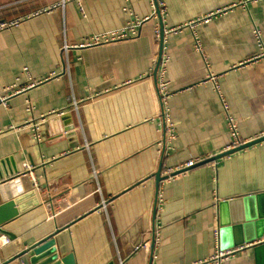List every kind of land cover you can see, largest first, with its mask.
Wrapping results in <instances>:
<instances>
[{
    "label": "crops",
    "instance_id": "crops-1",
    "mask_svg": "<svg viewBox=\"0 0 264 264\" xmlns=\"http://www.w3.org/2000/svg\"><path fill=\"white\" fill-rule=\"evenodd\" d=\"M63 1L0 0V264H264V0Z\"/></svg>",
    "mask_w": 264,
    "mask_h": 264
},
{
    "label": "built area",
    "instance_id": "built-area-1",
    "mask_svg": "<svg viewBox=\"0 0 264 264\" xmlns=\"http://www.w3.org/2000/svg\"><path fill=\"white\" fill-rule=\"evenodd\" d=\"M65 1L75 3L78 6V10H79L80 14H83V10L81 8V1L82 0H64L63 3ZM155 3H156V6L158 8L159 4H158L157 0L155 1ZM243 3H245V2H243ZM41 12L45 13V12H48V10H43ZM223 13H225V10L218 11L215 14L220 15ZM206 20L207 19L198 20L196 23L201 22V21H206ZM17 24H18V21L10 22L9 24H2L0 26V29L6 28V27H11V26H16ZM192 25H194V24H192ZM128 29L131 33H133V28L131 26H129ZM179 29L180 28L172 29V30H169L166 32L164 31L163 34L166 35L169 33H174V32H177ZM126 36H127V32L125 30L120 32L119 34H111L109 36L108 35L93 36L91 38V41L89 44L90 45L105 44V43L125 39ZM161 36H162V33H160V31H158V30H155V32H154L155 39L158 40ZM255 38L257 40L258 53L255 54L254 56H252L248 60V63L260 62V61L264 62V45L262 44L260 37H259V33L257 31H255ZM216 78H217L216 76L210 74V75H208L207 80L205 82H212L216 86ZM215 88L217 89V86ZM158 93H159V97H160L161 102H164L168 97L167 84L165 82L159 83ZM0 103H5V101L3 99H0ZM227 119H228L227 126H228V130H229L230 137H231V144L227 148L226 152L235 150L244 144H247L249 142L254 141V140H249V141L244 142V141L240 140V138L238 136L236 124L229 117H227ZM167 131L171 133L172 132L171 127H168ZM262 137H264V136H261L259 138H262ZM259 138H257V139H259ZM195 163L196 162H194V161H189L182 167L176 168L175 170L166 171L165 172L166 179H171V178L177 177L179 175L185 174V172H186L185 170L193 167L195 165ZM30 175H31V167L25 166V172L23 174H20L19 177H28ZM9 184L11 186H14V181L13 180L10 181ZM7 242H8V240H4V243H7ZM260 242H264V238ZM234 252L235 251H233V250L222 251V250L217 249L214 256L209 260V262L211 264H225L226 260L230 256H232L234 254Z\"/></svg>",
    "mask_w": 264,
    "mask_h": 264
},
{
    "label": "water",
    "instance_id": "water-1",
    "mask_svg": "<svg viewBox=\"0 0 264 264\" xmlns=\"http://www.w3.org/2000/svg\"><path fill=\"white\" fill-rule=\"evenodd\" d=\"M261 141H264V137H262L258 140L249 142L247 144H244L235 150L224 153L223 155H227V154L233 153L237 150L247 148V147L252 146V145H254L258 142H261ZM218 157H220V156H218ZM215 159H217V157L212 158V159L207 160V161H204L203 164L210 162L212 160H215ZM188 169H190V168H188ZM188 169H186L185 171H187ZM155 178H156L157 183H159L162 180V178H160V172H158L155 175ZM52 247H53V241L51 239H47V240L41 242L40 244H37V245L27 249L25 252L20 253L18 255V258H20V260L23 264H63V263L68 264V261H70V257H69V259L62 260V262L58 261L57 254L55 253V251L53 250ZM44 253H46V254L44 255Z\"/></svg>",
    "mask_w": 264,
    "mask_h": 264
}]
</instances>
